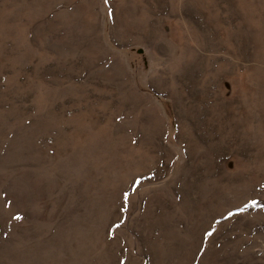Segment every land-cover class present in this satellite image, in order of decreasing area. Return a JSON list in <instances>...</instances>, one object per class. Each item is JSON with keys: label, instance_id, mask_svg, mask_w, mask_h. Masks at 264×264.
Listing matches in <instances>:
<instances>
[{"label": "rangeland", "instance_id": "obj_1", "mask_svg": "<svg viewBox=\"0 0 264 264\" xmlns=\"http://www.w3.org/2000/svg\"><path fill=\"white\" fill-rule=\"evenodd\" d=\"M0 264H264V0H0Z\"/></svg>", "mask_w": 264, "mask_h": 264}]
</instances>
